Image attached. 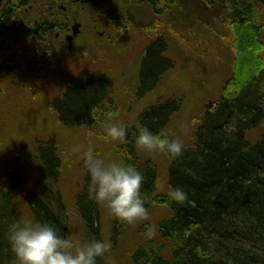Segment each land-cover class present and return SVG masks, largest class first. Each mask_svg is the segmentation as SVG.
<instances>
[{
    "label": "trees",
    "instance_id": "1",
    "mask_svg": "<svg viewBox=\"0 0 264 264\" xmlns=\"http://www.w3.org/2000/svg\"><path fill=\"white\" fill-rule=\"evenodd\" d=\"M210 1L222 2V23L235 34L234 46L240 47L245 67L234 72L217 98L205 105L192 142L184 144L182 155L171 159L163 154L166 190L159 182L157 162L138 154L135 126L139 122L154 134L165 135V128L181 107V99L174 97L150 106L141 111L134 125L128 124L129 142H121L115 149L118 160L135 164L143 173L141 191L148 211L157 207L166 212L155 226V236L146 237L128 256L129 264H264V59L252 55L263 47L264 25L257 21V12L264 8V0ZM162 46L160 41L154 45L142 68V81L156 80L149 90L159 81L160 64L166 62L160 53ZM98 79L104 80L90 74L67 82L62 95L51 103L53 112H60L57 123L61 127L91 131L109 109L116 110L109 84H101ZM252 132L254 139L249 137ZM43 145L48 149L43 150ZM43 145L38 147L43 150V161L32 155L40 163L36 169H45L50 181L44 188L38 183L42 194H22L18 169L0 174V264H16L7 232L11 223L24 218L15 207L18 200L25 204L28 219L51 222L66 237L69 221L57 188L60 160L50 141ZM88 180L84 169V187L73 204L81 223V241L108 239L101 227L100 204L87 198ZM172 187H182L188 199L182 204L172 201L168 196ZM105 211L107 234L115 241L132 224L113 217L106 207ZM98 264H108V260L98 258Z\"/></svg>",
    "mask_w": 264,
    "mask_h": 264
},
{
    "label": "rangeland",
    "instance_id": "2",
    "mask_svg": "<svg viewBox=\"0 0 264 264\" xmlns=\"http://www.w3.org/2000/svg\"><path fill=\"white\" fill-rule=\"evenodd\" d=\"M188 1L187 22L183 26L172 24L171 30L162 28L154 32L151 29L145 34L144 31L130 32L122 37L97 40L93 44H88L86 39L76 51V56L66 55L60 68L47 66L38 70L29 89L25 91L15 86L18 93L9 91L6 98L0 100V174L7 169H18L22 177V194H42L38 191V183L44 188L50 181L45 169L36 167L43 161L42 151L49 147L43 144L50 141L60 160L57 188L69 221L66 223V238L74 242L82 240L80 219L73 209L75 199L84 187L85 167L81 154L91 147L106 161L118 160L115 149L121 142L105 138L103 126L107 116L91 131L84 127L66 130L57 123L60 112L57 109L54 113L51 103L62 95L67 82L90 74L104 78L98 79L101 84H109L110 97L118 112L117 119L126 124L134 125L142 110L179 97L181 107L164 132L168 138L179 139L189 145L196 126L201 122L205 105L217 98L226 81L234 72L241 71L246 62L243 63L245 59L239 56L240 47L234 46L235 34L224 28L222 2ZM178 9L181 13L182 8L179 6ZM257 13V21L264 25V8ZM157 35L167 43V51L162 54L166 62L163 66L160 64L159 81L149 90L156 80L154 83L146 79L142 81V68L148 55L141 54V51L150 41L148 38ZM261 43L262 49L252 53L254 58L264 59V34ZM239 59L242 60L241 65ZM253 133L249 134L252 139L255 137ZM39 145H43V150L38 148ZM138 154L143 159L157 162L159 182L166 190L163 154L142 149H138ZM100 206L102 231L109 239L105 206ZM15 207L23 213L24 219H28L22 200H18ZM165 215L163 209L152 208L146 219L138 220L120 238L112 241L108 264H112L113 259L115 264H129L128 256L148 237L147 227L156 226Z\"/></svg>",
    "mask_w": 264,
    "mask_h": 264
},
{
    "label": "flooded vegetation",
    "instance_id": "3",
    "mask_svg": "<svg viewBox=\"0 0 264 264\" xmlns=\"http://www.w3.org/2000/svg\"><path fill=\"white\" fill-rule=\"evenodd\" d=\"M188 4V0H0V100L9 91L18 93L15 86L29 89L38 70L60 68L66 55L76 56L86 39L93 44L130 32L183 26ZM157 36L148 38L141 54L148 55L159 41L160 53H166L165 39Z\"/></svg>",
    "mask_w": 264,
    "mask_h": 264
},
{
    "label": "clouds",
    "instance_id": "4",
    "mask_svg": "<svg viewBox=\"0 0 264 264\" xmlns=\"http://www.w3.org/2000/svg\"><path fill=\"white\" fill-rule=\"evenodd\" d=\"M103 131L106 139L128 143L129 125L117 119L118 112L109 109ZM134 143L138 149L180 157L184 144L179 139L154 134L148 126L137 122ZM79 151V149H74ZM85 171L89 176L87 198L106 207L121 222L134 224L149 215L142 195L143 173L125 160L103 159L93 148L83 152ZM169 198L179 204L188 199L182 187H172ZM157 228L148 226L146 235L155 236ZM7 240L16 264H98V258L109 259L113 244L110 239H87L74 242L62 236L51 222L38 219H16L9 225ZM112 264H115L113 259Z\"/></svg>",
    "mask_w": 264,
    "mask_h": 264
}]
</instances>
